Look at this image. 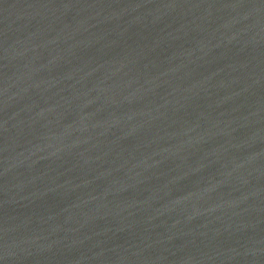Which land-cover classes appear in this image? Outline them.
Listing matches in <instances>:
<instances>
[{
    "label": "water",
    "instance_id": "obj_1",
    "mask_svg": "<svg viewBox=\"0 0 264 264\" xmlns=\"http://www.w3.org/2000/svg\"><path fill=\"white\" fill-rule=\"evenodd\" d=\"M0 264H264V0H0Z\"/></svg>",
    "mask_w": 264,
    "mask_h": 264
}]
</instances>
